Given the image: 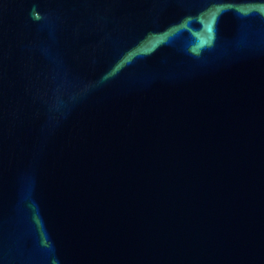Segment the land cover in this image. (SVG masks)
Returning <instances> with one entry per match:
<instances>
[{
  "label": "water",
  "instance_id": "1",
  "mask_svg": "<svg viewBox=\"0 0 264 264\" xmlns=\"http://www.w3.org/2000/svg\"><path fill=\"white\" fill-rule=\"evenodd\" d=\"M152 264H264V0H24Z\"/></svg>",
  "mask_w": 264,
  "mask_h": 264
}]
</instances>
